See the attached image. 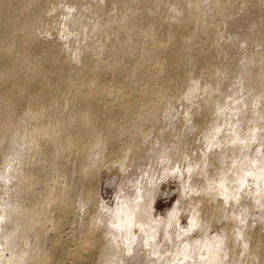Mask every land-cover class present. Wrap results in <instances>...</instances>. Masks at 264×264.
I'll use <instances>...</instances> for the list:
<instances>
[{"label": "bare ground", "instance_id": "6f19581e", "mask_svg": "<svg viewBox=\"0 0 264 264\" xmlns=\"http://www.w3.org/2000/svg\"><path fill=\"white\" fill-rule=\"evenodd\" d=\"M0 264H264V0H0Z\"/></svg>", "mask_w": 264, "mask_h": 264}, {"label": "rangeland", "instance_id": "374dc122", "mask_svg": "<svg viewBox=\"0 0 264 264\" xmlns=\"http://www.w3.org/2000/svg\"><path fill=\"white\" fill-rule=\"evenodd\" d=\"M108 177H104V180L107 179ZM163 185L161 184V188L159 191V196L156 200V209L155 212H159L158 215L164 214L165 212L167 213L168 211L173 209V205H175L178 201V188L176 186L175 182H171L168 184V182H162ZM174 183V184H173ZM109 187V188H108ZM105 185L103 186L102 192H103V198L105 200V203L107 205L110 206H114L115 205V198H116V190L117 187H110L109 185ZM177 188V189H176ZM176 202V203H175ZM158 207V208H157ZM172 207V208H171ZM158 210V211H157ZM243 209H241L242 211ZM161 212V213H160ZM256 212L252 213L250 212V214L248 215L247 221H249L250 219H255L256 218ZM185 215V217H184ZM181 222L180 224L186 228L185 225H187L189 223V220L187 217V213H183L181 215ZM188 220V222H187ZM255 222V220L253 221Z\"/></svg>", "mask_w": 264, "mask_h": 264}]
</instances>
